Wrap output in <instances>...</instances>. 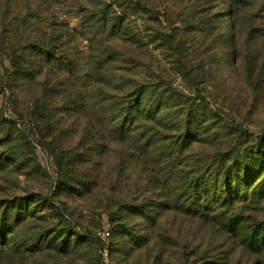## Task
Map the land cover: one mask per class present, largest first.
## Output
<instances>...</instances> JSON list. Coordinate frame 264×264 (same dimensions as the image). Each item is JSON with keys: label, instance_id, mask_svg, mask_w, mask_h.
Instances as JSON below:
<instances>
[{"label": "rangeland", "instance_id": "1", "mask_svg": "<svg viewBox=\"0 0 264 264\" xmlns=\"http://www.w3.org/2000/svg\"><path fill=\"white\" fill-rule=\"evenodd\" d=\"M17 1L24 0H0V222L8 229L0 235V264H264V243L245 247L216 223L166 208L167 196L134 164L123 162L120 144L98 137L100 155L83 162L78 137L83 118L69 115L55 100L44 117L43 102L34 98L39 85L16 90L8 75L12 47L36 28L48 30L63 21L77 46L87 49L79 37L80 17L73 13L78 0H51L46 14V5L28 0L24 5L36 2L21 25V18L15 21L9 14ZM143 1L151 14H138L135 20L145 26L153 27L157 16L170 30L184 31L189 13L202 23L214 22L216 15L235 22L240 32L233 56L214 36L190 34L185 60L191 78L183 77L161 48L149 45L141 55L155 78L205 99L251 138L264 132V79L250 85L244 65L251 51H262L257 67L264 66V35L253 41L245 31L252 22L264 29V0H242L236 17L228 14L227 0ZM60 173L72 190L57 187ZM143 203L153 209L152 217L136 213ZM245 214L247 224L264 222V202Z\"/></svg>", "mask_w": 264, "mask_h": 264}, {"label": "trees", "instance_id": "2", "mask_svg": "<svg viewBox=\"0 0 264 264\" xmlns=\"http://www.w3.org/2000/svg\"><path fill=\"white\" fill-rule=\"evenodd\" d=\"M36 1L46 5L42 11L46 14L51 0ZM241 1L227 0L230 16L238 15ZM24 2L29 1L14 3L9 13L10 19L21 18L20 25L34 3ZM74 8L81 20L79 37L87 42V49L77 46L63 21L48 25L49 31L36 28L9 55L8 75L16 90L39 85L34 98L43 102L39 106L45 108L44 117L50 115L47 107L55 100L69 115L83 118L78 135L85 149L83 162L100 155L98 137L118 143L123 162L134 164L167 196L166 208L216 223L245 247L263 244L264 222L247 224L245 211L264 202V132L251 138L245 129L227 123L205 99L155 78L141 55L149 45L161 48L173 57L178 72L191 78L193 71L185 60L190 34L214 36L233 56L240 32L235 22L216 15L214 22L202 23L189 13L184 31L170 30L157 16L153 27L145 26L135 20L138 14H151L143 0H78ZM245 31L253 41L264 35V29L253 22L246 24ZM71 41L74 45L69 47ZM260 54L251 51L244 59L250 85H260L264 79V66L257 67ZM65 175L59 174L57 187L70 191ZM152 212L144 203L136 211L147 218ZM6 230L0 222V235Z\"/></svg>", "mask_w": 264, "mask_h": 264}]
</instances>
